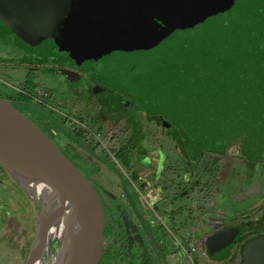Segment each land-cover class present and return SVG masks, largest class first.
<instances>
[{
    "label": "flooded vegetation",
    "instance_id": "af4514ba",
    "mask_svg": "<svg viewBox=\"0 0 264 264\" xmlns=\"http://www.w3.org/2000/svg\"><path fill=\"white\" fill-rule=\"evenodd\" d=\"M231 1L233 45H195L187 24L159 21L155 62L128 61L126 51L100 56L68 46L71 14L56 21L55 35L46 14L43 20L30 13L0 16V92L11 91L0 99L32 121L83 180L91 227L104 243L95 264H170V256L176 264H245L250 245L255 264H264V0ZM76 3L79 14L82 3ZM174 44L219 56L231 93H210L208 108L236 109L234 123L242 124L236 132L220 129V141L232 140L230 147L221 143L228 146L222 151L193 147L191 134L165 115L178 100L166 108L148 94L153 82L140 67L163 65ZM220 96L245 100L235 107L214 102ZM223 174L235 198L222 197ZM174 178L179 182L170 188ZM243 194L246 201L239 199ZM185 200L189 214L180 206ZM154 218L172 230V242L157 233ZM35 233L32 206L0 170V248L18 247V257L11 255L9 263L0 254V264H25L21 250L29 247V256Z\"/></svg>",
    "mask_w": 264,
    "mask_h": 264
},
{
    "label": "water",
    "instance_id": "95a60500",
    "mask_svg": "<svg viewBox=\"0 0 264 264\" xmlns=\"http://www.w3.org/2000/svg\"><path fill=\"white\" fill-rule=\"evenodd\" d=\"M77 1L82 3L79 14ZM232 8L231 0H0L1 17L30 13L43 20L44 14L50 16L52 35L58 32L56 21L71 14L68 46L73 44L84 54L126 51L128 61L147 62L157 61L154 56L163 29L159 21L179 27L187 24L195 45L230 47L235 32ZM166 52L163 65L151 70L146 63L140 67L153 82L148 94L161 99L166 108L175 93L197 92L225 76L214 58L218 55L205 56L194 47L177 44ZM0 162L15 175L36 215L26 264H95L91 252L100 237L91 227L83 180L57 146L5 99H0ZM253 251L250 245L245 264H255Z\"/></svg>",
    "mask_w": 264,
    "mask_h": 264
},
{
    "label": "rangeland",
    "instance_id": "374dc122",
    "mask_svg": "<svg viewBox=\"0 0 264 264\" xmlns=\"http://www.w3.org/2000/svg\"><path fill=\"white\" fill-rule=\"evenodd\" d=\"M229 51H231V50H229ZM229 68H231V66ZM225 82H226V79L221 81L215 87H212V88L208 87L205 89H201L195 93L194 92H187V93H183V94H178L177 95V99H178L177 103L179 102L178 107H176V105H174L173 107L170 108L171 110H165V115L168 116L169 118L173 119V121L175 122V125L179 126L181 131L188 133V134H191V145L193 147L197 148L199 151H203V150H206L209 148L213 149V150H221L222 151V150H224L222 148L228 147L229 143L232 141L230 137L229 138L227 137L226 139L220 141V143L216 145L215 144L216 142H213L212 140H210L208 138L209 135H211L212 138H216V135L217 136L219 135V133H218L219 130L221 128H224V126L226 125L224 122L226 119L228 121L227 123L231 124V123L236 122V120L238 119V116H239L238 112H235L236 109H234V110L229 109V110H225V112L221 111L219 113H215L212 111V109L209 110V108H208V105L211 102V99L209 98L210 93H222L223 95L231 93L229 91V89H227V86H224ZM10 92H0V97L8 96V94H10ZM173 109L177 110L178 113L175 112ZM223 123L225 125H223ZM202 128H203V130L199 132V130ZM195 129H198V133L195 131ZM201 132H207L208 134H202ZM193 134H195V135H193ZM188 138H189V136L186 138V140H185L186 142H187ZM204 138H206V139H204ZM221 143L226 144V145L228 144V146H226V145L222 146ZM167 148H169V147L167 146L166 142H164L163 152H166ZM245 148H247V146ZM222 179L223 180H221V179L219 180L220 182H222V183H220V185H222L221 188H223V186H225L224 190H225V194H226V195H223L222 197L223 198L227 197L226 199L235 198L236 193H234L229 188L230 178L226 177V174H223ZM191 180H193V178ZM169 182H170L169 187L173 188V186L177 185L179 181L177 180V178H174V180L169 179ZM179 190L182 191L183 188H180ZM201 193H202V191H201ZM201 193L199 192L200 195H201ZM239 199L241 201L242 200L246 201L245 194L241 195V197ZM149 203H150V201H149ZM180 206H181V209L183 208L184 211L189 214V205H188V202L186 200L183 201L182 203H180ZM194 207L195 206L191 204V213L192 214H193L192 210ZM154 219L157 220V223H156V225L158 226L157 233L161 234L162 232H164V235L167 237V239L170 240V242H172L173 237H174L172 234V230L168 229L167 227H163V223L161 221H158V219H156V218H154ZM178 225L181 226L182 224L178 223ZM200 227H201L200 231L206 230L207 224H206V226H204V224H202V225H200ZM20 230H21L20 226L18 228H16L15 229V235H17ZM187 235L188 234H185V236H187ZM181 238L182 239L185 238L182 233H181ZM103 247H104L103 242H99V243L96 242V244H94V246L92 248V252H91L92 260H96L98 262V260H99L98 258L103 253ZM28 248L29 247H27L24 251L21 250V257H23L25 264L28 260ZM0 249H1L0 254L2 255V259H6L9 263L12 261V259H15L13 257H18V247L17 246H11V249H8L7 246H3ZM22 252H24V253L22 254ZM169 262H170V264H176L175 260L171 259V256L169 258ZM182 262L187 263V260L185 259ZM191 264H193V262H191Z\"/></svg>",
    "mask_w": 264,
    "mask_h": 264
},
{
    "label": "trees",
    "instance_id": "16d2710c",
    "mask_svg": "<svg viewBox=\"0 0 264 264\" xmlns=\"http://www.w3.org/2000/svg\"><path fill=\"white\" fill-rule=\"evenodd\" d=\"M205 46V45H204ZM212 48H214V47H212ZM216 48V47H215ZM222 81V78L219 80V82H218V84L220 83ZM195 93V92H194ZM177 93L176 94H174V102L175 101H177L178 99H177ZM244 101L245 99L243 98V99H240V100H237V99H234V98H224V100H223V97H216L215 99H214V102L216 101V102H225V101H227V103H229L230 105H233V106H235V107H238L239 105L241 106V101ZM173 105V104H172ZM173 107V106H172ZM254 118H256V116H254V115H252V116H250V117H247V119L249 120V121H252V120H254ZM243 123H244V125H246L247 126V124H248V122H244L243 121ZM241 125L242 124H238V123H234V124H227V125H225L224 126V128H223V132L224 133H226V132H236V131H238L239 130V128L241 127ZM222 129V128H221ZM203 130V128L202 129H200L199 130V132L200 131H202ZM195 131L198 133V129H195ZM220 131V130H219ZM202 134H208L207 132H201ZM206 136V135H205ZM216 137H218V138H216V139H214L215 141H220V137L219 136H216ZM208 138L210 139V140H213L212 139V136H208ZM204 139H206V138H204ZM34 240V239H33ZM33 242V241H32ZM31 242V243H32ZM31 246H32V244H31Z\"/></svg>",
    "mask_w": 264,
    "mask_h": 264
},
{
    "label": "bare ground",
    "instance_id": "6f19581e",
    "mask_svg": "<svg viewBox=\"0 0 264 264\" xmlns=\"http://www.w3.org/2000/svg\"><path fill=\"white\" fill-rule=\"evenodd\" d=\"M0 170L2 172V174L8 178L10 181H12L13 183H15L16 185H19V181L17 180V178L15 177V175L5 166L0 162Z\"/></svg>",
    "mask_w": 264,
    "mask_h": 264
},
{
    "label": "built area",
    "instance_id": "2783aa9c",
    "mask_svg": "<svg viewBox=\"0 0 264 264\" xmlns=\"http://www.w3.org/2000/svg\"><path fill=\"white\" fill-rule=\"evenodd\" d=\"M148 197L150 198V193L148 194ZM182 251L185 252V251H184V248H182Z\"/></svg>",
    "mask_w": 264,
    "mask_h": 264
}]
</instances>
